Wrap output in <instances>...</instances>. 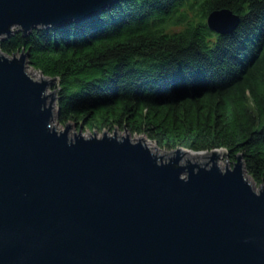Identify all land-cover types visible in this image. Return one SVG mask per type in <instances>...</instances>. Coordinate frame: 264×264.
I'll return each mask as SVG.
<instances>
[{
    "label": "water",
    "instance_id": "obj_1",
    "mask_svg": "<svg viewBox=\"0 0 264 264\" xmlns=\"http://www.w3.org/2000/svg\"><path fill=\"white\" fill-rule=\"evenodd\" d=\"M118 1L0 0V41ZM239 22L207 17L222 35ZM28 57L0 49V264H264V184L241 156L223 168L224 149L157 155L118 130L60 131L55 80L33 79Z\"/></svg>",
    "mask_w": 264,
    "mask_h": 264
},
{
    "label": "trees",
    "instance_id": "obj_2",
    "mask_svg": "<svg viewBox=\"0 0 264 264\" xmlns=\"http://www.w3.org/2000/svg\"><path fill=\"white\" fill-rule=\"evenodd\" d=\"M229 9L222 35L208 15ZM3 53L25 51L58 81V121L90 131L127 127L161 148L224 149L264 184V0H120L83 21L25 34Z\"/></svg>",
    "mask_w": 264,
    "mask_h": 264
},
{
    "label": "rangeland",
    "instance_id": "obj_3",
    "mask_svg": "<svg viewBox=\"0 0 264 264\" xmlns=\"http://www.w3.org/2000/svg\"><path fill=\"white\" fill-rule=\"evenodd\" d=\"M26 68H27L28 73L32 76L33 79L37 80V78L43 77L44 79L49 80V78L44 76L41 72H39L36 69L32 68V66L29 64V62L26 63ZM56 85L58 86V81L57 80H55L51 85L48 86V93H51L52 91H54L56 89ZM54 95H55L56 98L53 100L52 106H53L54 109H52V110H53V113H54L55 123L57 124L58 130L61 131V130L65 129L66 126H67V123H69L70 125H72V128L70 130L71 132L74 131V130L79 131L80 127H79L78 123L69 121V122H66L65 124H61L58 121L59 106H58L57 91L54 92ZM50 101H51V99L49 100V103H50ZM81 127H82V131H83V133L85 135H88L90 133H94V131H90V130L84 128L83 125ZM115 130H118L120 135L128 133L133 140H136V138L139 137V136H145L149 141H151L153 144H155L159 148V150H161V151H164V152H166V151H169V152L175 151V150H167V149L161 148L155 141L149 139L146 135H144V134H133V133H131V131L127 127H124V128L117 127L116 129H114L112 131L106 129V130H102L101 132H98V131L97 132H98V136H100V135L104 134L105 131H107L106 133L112 134ZM208 152H211V151H208ZM207 160H209V156L206 157V158L204 157V158L200 159L199 161L201 163H204ZM227 160H228V158H227ZM194 161H197V160H194ZM227 163L232 165L231 162H228V161L226 162V156L225 155H223V158L217 159V164L218 165H222L223 168L226 167ZM255 187L257 189H259L260 186H255Z\"/></svg>",
    "mask_w": 264,
    "mask_h": 264
},
{
    "label": "bare ground",
    "instance_id": "obj_4",
    "mask_svg": "<svg viewBox=\"0 0 264 264\" xmlns=\"http://www.w3.org/2000/svg\"><path fill=\"white\" fill-rule=\"evenodd\" d=\"M37 80L42 81L43 78H42V77H39V78H37ZM53 109H54V108H53ZM122 135L126 136V134H122ZM136 140H142V142H143V143H146L147 147H149V149H150L151 151H153V152H155V153L158 152L157 155H159V154L165 155V154H166V152L159 150L158 147H157V148H158V149H157V148H156V145L153 144L151 141H149L145 136H139V137L136 138ZM189 152H192V151H189ZM192 153H194V152H192ZM189 156H190V153H185V154L183 155L184 159H188ZM202 158H204V157H202ZM202 158L191 157L190 159H191V160H197V161H199V160L202 159ZM219 158H220V157H218L217 159H219ZM220 166L222 167V165H220Z\"/></svg>",
    "mask_w": 264,
    "mask_h": 264
}]
</instances>
